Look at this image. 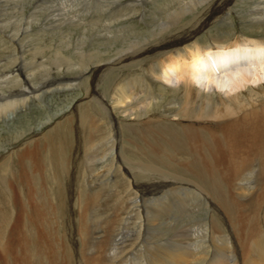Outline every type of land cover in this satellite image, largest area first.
<instances>
[{
  "label": "rangeland",
  "instance_id": "1",
  "mask_svg": "<svg viewBox=\"0 0 264 264\" xmlns=\"http://www.w3.org/2000/svg\"><path fill=\"white\" fill-rule=\"evenodd\" d=\"M184 1L186 3L188 2V0ZM137 5L140 7L142 14H134L130 17L118 20L119 14H122V12L125 13L128 8ZM180 5V0H0V92L8 96L9 93L13 91H21L24 89L22 90L24 94L19 98L13 99V101L11 99L8 101L7 99V102H12V108L2 109L1 106L6 103L0 102V166L3 165V169L0 171V213H3L0 214L2 218L0 223L2 224L3 222V233L1 230L0 233L1 235L6 233V236L7 233L13 235L12 238L16 242L15 246L17 249L13 251L12 258L17 256V258L14 257V259H25L27 254L29 256L28 260L31 258L28 262L29 264H49L56 261L64 262L66 259L64 250H62L61 253V250L58 248V244L62 243L61 241L65 236L61 223L62 221L60 219V211L63 209L70 214V209L68 202L61 206L64 208H60L58 203L60 190V185L58 184H60V181L57 180L56 170L62 167L59 168L56 166V163L54 165L52 159L54 144H60L62 142V140L60 141L62 136L64 141H67V148H65V151H63L62 148L60 150L63 158L65 155V158L70 160L71 166L67 167L70 174L68 176L64 175L63 180L72 183L74 180L73 178L78 177L75 176V173L78 172L76 168H83L81 172H84L80 175L79 190H77L78 194L79 192L81 193L83 188H85L87 192H89L91 188L90 183L84 185V178L88 177V173H90L89 170L94 173L96 172V175L101 177L105 174L106 170H109L107 164H112L111 166H114L113 170L119 167L118 154H123L124 157H130L132 153L130 154L123 148H121L120 152V147H118V145L117 147L111 146V149L107 151L103 150L102 152L100 145L104 141H94V145L92 144L89 147L84 140L81 141L82 138L78 140L77 138L79 136L76 135V123L73 120L70 122L69 113L75 107L81 106L87 102V100H85L87 97L86 94L88 93L89 87L92 86V83L94 84V70L98 65L102 62L106 63L116 59L120 50L128 48L127 43H133L136 39L146 40L153 31L159 29L158 26L166 19L165 13L169 12V10L170 12L174 11ZM207 5L208 3L204 4L200 10L203 8L208 10L210 7ZM256 5H261V7L264 8V0H233L228 6V13L226 12L225 15L221 16L222 18L214 22L207 30L200 34V42H210L212 38H219L221 40L225 38L229 40L238 36L264 38V20L259 19V17L254 14ZM123 10L126 11L124 12ZM159 10L163 11V13ZM187 17L185 22L190 21L193 16L188 15ZM90 53L93 55L91 57L92 59L89 57ZM85 55L87 56L84 57ZM81 62L84 65H80L79 63ZM144 63L146 62H141L131 67L123 68L119 66L114 68L104 79H101V81L97 83V88L105 95L108 106L113 107L115 104L112 99L114 88H117L116 82L118 84L120 82L128 83L130 79L135 78V80H138H136L137 82H140L142 85L145 84L144 81H142L144 68L141 67L142 64L146 66ZM149 66H151V64H149ZM155 85H153L154 90L151 92H155L156 99L152 102L149 113L151 115H158L164 110L167 112L173 111L176 107L172 105V102L175 101L172 99H174V96L176 99L177 96L169 91H163L164 94H161L157 90V85ZM138 99L137 101H131V105L128 108L129 113L135 112L136 110L138 111L139 107H143L148 97H141ZM15 100H19V104L17 103L16 106H14ZM81 111H84V108H82L80 112ZM86 112H88L89 116L93 119L100 121L97 135H102L104 132L110 134L111 131L108 129L110 128L111 130L112 125L114 127L117 126V124L110 123L111 120L109 116L96 102H94L91 109H87ZM113 115L116 119L121 120L118 126H123L124 130L123 132L122 129L120 130V145L127 146L124 147L129 148V150L136 148L135 144L143 147L141 143H137L133 140L136 138V134H134L136 131L135 129L141 127L139 123L135 121V117H126L119 114ZM67 120L69 121L68 123H66ZM90 122H92V120H90ZM58 123H62V128L54 132V128ZM162 124L165 126H176V124L169 121L162 122ZM130 128L131 130H129ZM46 134L48 138L51 137L53 139L51 143L47 140ZM114 134L115 133L112 134L113 139H115L116 136V134ZM84 139H86V137ZM39 140L41 142H38ZM78 141H80V145ZM116 144H118L117 141ZM76 145H79V149H77ZM28 146L31 147V150L33 149V152L37 151L40 155L36 160L37 162L35 161V167H37V171L40 172L36 173L33 169L31 171L29 165L26 164L27 160L25 162L23 161L24 154L31 151H29ZM21 150L24 151V154ZM77 150H79L78 153ZM166 152L167 155H170L168 156V158L170 157L169 159H175L177 163L178 161L179 163L178 165L175 164L176 166L174 165V169L173 167L164 169L168 170L170 173L176 174V176L178 175V177L181 176L188 181L196 182L205 190L210 189V187L198 183V181L190 177L191 175L189 173H184V169L179 167V164H182V162L183 165L192 162L193 156L174 149H169ZM89 154L92 156H89ZM69 160L67 161L69 162ZM77 160H79L81 164L83 163L84 166H78ZM164 160L166 161L165 158ZM114 161H116L115 165ZM118 170L117 172L120 173V176L121 174L124 175L123 170ZM113 173L115 172H112L111 175H109V173L105 175L108 187L118 182V179H114L115 175ZM38 175L40 176L36 177ZM135 175L139 179L143 177L142 175ZM24 176L26 179H24ZM124 179H126V177H124ZM174 181L176 185L166 183L168 187L164 188L165 190L162 189L158 191L159 193L165 192L169 195L168 201L165 200V203L170 205L167 204L169 209H162L159 215H153V213L149 212L150 210H147V207H149L148 209H155L151 201L147 200L146 203L134 204V200L129 198L131 191L134 190L133 187H131V189H125L126 192L124 189L122 191V188L102 187L108 194H114V196L113 198H101L97 201L95 208H93L95 209L93 212V219L89 217L92 214L88 212L87 219L82 217L84 216L80 214L82 202L81 200L77 202V199L80 198L75 197L73 200V209H75V211L73 210L74 215L72 219L74 220L72 221V226L74 225L73 228L75 231H73V233L77 241L79 242V240H82L80 235L83 233L82 228L84 226H96L93 231V233H96L94 238L97 237L94 242V250H96V253H102L99 254V258L101 259L100 264H153L159 255L165 256V250H171L172 252L175 251L190 256L192 261L191 264H208V261L209 264H246L243 259H240L236 255L235 251L236 249L238 250L239 247H236L235 241H231V239H235L234 235H236V237L240 236V233L244 231L243 228L239 230L237 227L240 222H244L243 220H245L247 216L243 215V218H241L236 213L224 212L223 209L221 210L220 204L215 203L216 205H214L204 202V199L201 198L199 201L195 200V202L192 203L194 207L191 206L189 202L187 203L189 208L187 206H182V190L188 189L187 184L190 183L184 181L185 184L181 185L180 182L177 183L176 180ZM252 182H256L255 175L251 180V183ZM220 186H222V192L224 191L227 195L234 196L235 188L233 186L232 189L231 187L227 189L222 183H220ZM113 189L114 191H112ZM147 189L149 188L147 187L146 190ZM2 190L4 194L1 193ZM38 190L41 192L43 191L42 194ZM68 192L67 194L70 197V189ZM96 192H98V190H96L95 193ZM27 193L33 194L31 197L33 199L31 201L27 200ZM117 193H119V195ZM151 194L150 197L160 196L156 193ZM262 196H264V194L261 195V197ZM38 200L46 202L48 206V208L47 206L43 208V211H46L41 215H44L43 219H45V221L43 222L46 223L48 213L51 217L50 221H56L53 225L54 227L49 226L46 229L45 226L44 229L45 224L43 223L42 225V222L38 220H36V222H38L36 225H28V218L29 220H35L33 216L36 215L38 209ZM179 202L181 205L178 204ZM260 202V213H264V198L261 199ZM181 206L188 211L187 214H183L182 210H180ZM30 209H32L31 212H29ZM101 210H103L104 213L100 214ZM7 211L10 212V214ZM27 211L31 217H27ZM7 221H9L10 224L8 225V229ZM141 221L142 224H144L143 230L139 227L141 226ZM57 223L61 224L59 228L56 226ZM19 224L21 226H19ZM245 224H247V221H245ZM55 227L57 228L56 231ZM263 227L264 226L260 225L262 230L261 234L264 235ZM39 229L42 232V236H45L39 237L43 238V240L38 238L37 234L40 232ZM35 230L38 232H35ZM140 230L141 233L139 232ZM232 231L234 235H231ZM41 232L39 233L40 235ZM49 234L52 235L53 239H50L51 236H48ZM219 235L223 238L218 237ZM21 240L23 243H20ZM39 241L41 245L37 243ZM46 241L47 244L49 243L51 249L53 248L54 250V248H56L54 251L58 252V256L53 262H51V259L49 261V258L47 261L46 256L41 255L46 247H48ZM114 243L118 245V247H116ZM159 244L161 245L158 246ZM17 245L21 247L18 249ZM22 245L25 248H23ZM252 246V243H247V250L250 251ZM25 249L30 251V253ZM53 250L51 253V250L48 251L50 254H54L55 252ZM252 251H255V248ZM215 253L216 255H214ZM1 254L3 255L0 251V255ZM30 254L33 255L30 256ZM4 256L5 255L0 256V264H8V260ZM220 258L222 259L220 260ZM83 261L84 258L82 257V264H84ZM21 263L22 261L20 260V264ZM167 264L172 263L168 261Z\"/></svg>",
  "mask_w": 264,
  "mask_h": 264
},
{
  "label": "bare ground",
  "instance_id": "2",
  "mask_svg": "<svg viewBox=\"0 0 264 264\" xmlns=\"http://www.w3.org/2000/svg\"><path fill=\"white\" fill-rule=\"evenodd\" d=\"M231 2H233V0H188L187 3L184 0H180L181 5L172 12H170L168 8L169 12L165 13L166 19L158 26L159 29L153 31L146 40L136 39V41H132L133 43H127L128 48L120 50L116 59L106 63L101 61L102 63L95 68L93 77L94 84L92 83V86L89 87L88 93L86 94L87 97L85 98L87 102L82 104L83 106L81 105L75 107L69 113L70 122L73 120L76 123V135L79 136L77 139L79 140V138H82L81 141L84 140L86 145L89 147L94 141H104L100 145L102 152L103 150L107 151L108 149H111V146L117 147L118 145V147H120V152L121 148H123L132 154L130 157H124L123 154H118V162L120 164L119 167H117L116 170H113L114 166L112 167V164H107L109 172L106 170L105 174L101 177H98L96 172L94 173L93 171L89 170L90 173H88V177L84 178V185L90 183L92 189L90 188L89 192H87V190L83 188L81 193L79 192L78 194L77 190H79L78 187L80 175L84 171L81 172L83 168H76L78 172L75 171L77 172L75 173V176L78 177L73 178L74 180L72 183H68L66 180H63L64 175L68 176L70 174L67 167L71 166V162L69 159L65 158V155L64 158L62 156L60 149L62 148V150L65 151V148H67V141L65 142L63 136L60 135L62 136L60 139L62 142L60 144H54V149H52V159L54 165L56 163V166L59 168L62 167L59 170L57 169L58 171L56 170V175L58 177L57 180L60 181V184H58L60 185L58 203L60 208H64L61 206L67 204L68 202L70 214L63 209L60 211V219L62 221L61 223L63 225V232L65 236L61 241L62 243L58 244V248L61 250V253L62 250H64V256L66 259L64 262L56 261L49 264H82V257L84 258V264H100L101 259L99 258V254L101 252L96 253V250H94V242L97 237L94 238L96 233H93V231L95 230L96 226H84L82 228L83 233L80 235L82 240H79V242L73 233V231H75L73 228L74 225L72 226V221L74 220L72 218L75 211V209H73V200L75 197L80 198H76L77 202H79V200L82 202L80 213L84 215L82 217L87 219L88 212L92 214L89 217L93 219V212L95 211L93 208H95L97 201H99L101 198H113L114 196V194H108L102 187H116L117 189L122 188V191L124 189L125 192V189H131V187H133L134 190L131 191L129 198L134 200V204H141L143 202L146 203L147 200L151 201V204L155 206V209H148L149 207H147V210H150L149 212L153 213V215H159L161 214L159 212L162 209H169V204L165 203V200L168 201L169 195L165 192L159 193L158 191L168 187L166 186V183H169L170 185H176L174 180H176L177 183L180 182L181 185L185 184L184 181L190 183L187 184L188 189L182 190L183 194L182 196L180 195L181 198H183H180L182 206L188 207L189 205L187 203L189 202L191 203V206L194 207L192 203L195 202V200L199 201L201 198L204 199V202L212 203L214 205H216L215 203L220 204V208L221 210L223 209L224 212L226 211L236 213L241 218H243V215H246L247 218L243 220V223L240 222L237 227L239 230L240 228L244 229V231L240 233V236H237L238 239L236 235L233 234V231L231 234L235 237V239L232 238L231 241H235V246L239 247L238 250L235 247L236 255L240 259H243L246 264H264V235L261 234L262 230L260 228V225L264 226V220H261L264 219V213H260V201L264 198V196L261 197V195L264 194V38H256L255 36H238L229 40H226L225 38L224 40L212 38L210 39V42L202 43L199 40L200 34L207 30L214 22L222 18L221 16L225 15L226 12L228 13V6L231 4ZM206 3H208L210 8L208 10L204 8L200 10V8H202ZM255 7L254 14L257 15L259 19L264 20V8H262L261 5H256ZM123 11L125 12L126 10ZM160 12L163 13V11ZM139 13L142 14L140 7L137 5L135 7L128 8L125 13L122 12V14H119L118 20ZM188 15L193 17L191 20L189 19L190 21L185 22V19ZM86 56L87 55L84 57ZM92 56L93 55L90 53L89 57L91 58ZM141 62H146L144 63L146 66H143V64L141 66L144 68L143 75H141L142 81H144L145 84L142 85L140 82H137L138 80L136 79V81L135 78L130 79L128 83L120 82L121 84H118L116 82L117 88H114L115 90L112 99L113 103L115 104L113 107L108 106L105 95L97 88V83H99L101 79H104L106 75L110 73V71L114 70V68L119 66L123 68L131 67L136 64L138 65ZM79 64L84 65L82 62ZM149 64H151V66H149ZM155 84L157 85V90L159 93L164 94L163 91H169L170 93L177 96L176 99L175 96L174 99H172L175 100L172 102V105L176 107L173 111L167 112L164 110L158 115H151L149 113V110L152 107V102H154L156 99L155 92H151L154 90L153 85ZM22 90L13 91L9 93L8 96L0 92V102L2 101L6 103L1 106L2 109L10 108L12 106V102H7V99L8 101L9 99L13 101V99L19 98L24 94L22 93ZM141 97H148L146 100L147 102H145L144 105L142 104L143 107H139L138 111L136 110L135 112L129 113L128 108L131 105V101H137V99ZM18 101L19 100L14 101V106H16ZM94 102L98 103L102 110L109 116L111 124H117L116 127L112 125L111 130L110 128L108 129L111 131L110 134L108 132H104L102 135H97V131L100 127V121L93 119L89 116L88 112H86L87 109H91ZM82 108H84V111L80 112ZM113 114L124 115L126 117H135V121L139 123L141 127L135 129L136 131L134 134H136V138L133 140L137 143H141L143 147L135 144L136 148L129 150V148H125L127 146L124 145V147L120 145V130L122 129V132L124 130L123 126H118L121 120L116 119ZM90 120H92V122H90ZM166 121L172 122L176 124V126L163 125L162 122ZM68 122L69 121L67 120L66 123ZM61 125L62 123L56 124L54 132L59 130V128H62ZM129 130H131V128ZM113 133L116 134L115 139L112 138ZM46 137L51 143V140L53 139L51 137L48 138V135ZM85 137L86 139H84ZM116 141L118 144H116ZM38 142L41 141L39 140ZM78 142L80 145V141ZM79 145H76L77 149H79ZM30 148L31 147H29V151L31 150ZM169 149L185 152L186 154L193 156L192 162L187 164L185 163L186 165H183L182 162V164H179V167L184 169V173H189L191 175L190 177L194 178L196 181H198V183L208 186L210 189L205 190L196 182L188 181L181 176L178 177V175L176 176V174L170 173L168 170L164 169L169 167H173L174 169V165H178L179 163V161L177 163V160L175 159L172 160L169 159L170 157L168 158L170 155H167L166 151ZM78 152L79 150H77V153ZM22 153L24 154V151H22ZM38 156H40L38 152H33V149L29 153H25L24 157L22 156L24 162L27 160L26 164L29 165V169H31V171L33 169L36 173L40 172L37 171V167H35V161L38 159ZM89 156L92 155L89 154ZM67 160H69V162ZM77 161L78 166H84V164H81L79 160ZM115 163L116 161H114V165ZM77 164L75 163L76 166ZM2 169L3 165L0 166V171ZM118 169L123 170L124 175L121 174L120 176V173L117 172L119 171ZM112 172H115L113 173L115 175L114 179H118V182H115L114 180L115 183L108 187V182L106 181L107 178L105 175L107 173L111 175ZM135 174L142 175L143 177L139 179ZM254 175L256 182L251 183ZM39 176L40 175L36 177ZM124 177H126L127 180L124 179ZM24 179H26L25 176ZM220 183H222V185L227 189L230 187L232 189L233 186L235 188H233L235 190L234 196L227 195V193L224 191L222 192V186H220ZM25 184L28 185L27 183ZM147 187L149 189L146 190ZM69 189L71 191L70 197L67 194L69 193ZM96 190H98V192L95 193ZM112 191H114V189ZM1 193L4 194L3 190ZM151 193H156L160 196L150 197L152 195ZM117 194L119 195V193ZM27 195V200L31 201L33 199L31 198L33 194L27 193ZM37 203L38 209L36 211V215L33 216L35 220H29L28 218V225H36L38 223L36 220H38L42 222V225L43 223L45 224L44 229L45 226L46 229L49 226H53L56 221H50V214L47 213L46 223L43 222L45 221V219H43L44 215L41 216L42 213L46 212L43 211V208L47 206L46 202L38 200ZM178 204H180V202ZM182 206L180 210H182L183 214H187L188 211H186ZM31 210L32 209H30L29 212H31ZM147 210L145 209L146 212H148ZM8 213L10 214V212ZM102 213H104L103 210H101L100 214ZM29 216L30 215L27 211V217ZM1 219L2 218L0 217V221ZM245 221H247V224H245ZM2 225L3 222L2 224L0 223L1 231ZM8 225H10L9 221H7V229L9 227ZM143 225L144 224H142L141 221V226L139 227H141L140 229L142 230L144 227ZM19 226L21 225L19 224ZM56 226L59 228L61 224L57 223ZM56 229L57 228L55 227V231ZM35 232L38 231L35 230ZM139 232L141 233V230ZM39 233L37 234L38 238L42 236V232L41 235ZM5 234L6 233L1 235L0 233V251L3 253V255H5L4 257L7 258L8 264H20V260L22 261L21 264H29L28 262L31 258L28 260L29 256L27 254L25 259L20 257V260H16L14 259L15 256L12 258L13 251L17 249L15 246L16 242L12 238L13 235L7 233L6 236ZM48 236L52 237L51 234ZM51 237L50 239H53V237ZM218 237L221 236L219 235ZM39 239L43 240V238ZM20 243H23V241L21 240ZM37 243H40V241ZM247 243H252L253 245L250 251H248L246 248ZM114 245L116 244L114 243ZM160 245L161 244L158 246ZM17 246L18 249L21 247L19 245ZM47 246L48 247H46V249L44 248L45 250L41 255L46 256L47 261L49 258V261L51 259V262H53L56 260L58 252L54 251L56 248H54V250L53 248L51 249L49 247V243ZM116 247H118V245H116ZM254 248L255 251H252ZM48 250H51L50 253L52 250L55 253L50 254ZM27 252L30 253L28 250ZM216 253L214 255H216ZM3 255L1 254L0 256ZM31 255L33 254H30V256ZM164 255L165 256L159 255L158 258L155 257L156 259L154 258L155 262L153 264H167L168 261L172 264H191L192 262L190 256L183 255V253L181 254L175 251L172 252L171 250H165ZM15 258H17V256ZM221 259L222 258H220V260Z\"/></svg>",
  "mask_w": 264,
  "mask_h": 264
}]
</instances>
